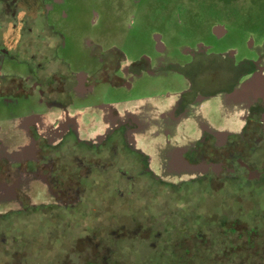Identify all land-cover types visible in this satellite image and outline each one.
<instances>
[{
  "label": "rangeland",
  "instance_id": "1",
  "mask_svg": "<svg viewBox=\"0 0 264 264\" xmlns=\"http://www.w3.org/2000/svg\"><path fill=\"white\" fill-rule=\"evenodd\" d=\"M45 3L46 24L60 40L56 57L90 77L104 66L103 61L118 59L114 50L129 60L159 57L155 35L161 37L174 60L191 64L194 71L201 61L193 64L183 49L196 48L199 43L210 46L211 53L236 49L242 56L254 55L255 50H248V37L253 36V44L264 54V0ZM34 11L23 4L17 10L18 18ZM219 27L229 33L221 41L212 32ZM9 60L5 71L26 74L24 66ZM182 71L191 78L196 75L210 91L218 87L212 83L218 76L213 69L202 68L198 76L199 69L191 73L184 67ZM260 118L257 112L253 114V148L248 146L243 157L247 163L253 162V182L206 187L191 183L193 180L164 181L163 186L142 180L134 187V195L122 197V192L133 187L112 174H98L78 185L67 175L80 172L74 167L58 180L56 189L62 193L57 197L58 207L15 214L0 222V264H264V180L259 179L264 170V128ZM211 120L216 122L217 117ZM101 169L95 172H103ZM2 170L1 180L15 173L7 167ZM115 188L119 192H113ZM55 201L51 197L46 202ZM79 203L74 210L60 208ZM237 220L241 223H227Z\"/></svg>",
  "mask_w": 264,
  "mask_h": 264
},
{
  "label": "flooded vegetation",
  "instance_id": "2",
  "mask_svg": "<svg viewBox=\"0 0 264 264\" xmlns=\"http://www.w3.org/2000/svg\"><path fill=\"white\" fill-rule=\"evenodd\" d=\"M45 2L46 0H0V98L26 96L32 91L27 83L28 80L6 76L3 73L5 70L1 63L10 61L9 59L18 63L29 64L31 66V76L34 75L37 78L38 86L49 103L65 108L66 105L59 102V99L66 96L70 79H74L76 88L83 89V91L89 89L91 84L99 81L109 82L115 86L129 87L131 81L136 77L147 74L155 75L168 70V67L163 65L166 56L162 55L168 54L169 57L174 58L168 53L161 37L155 35V49L160 52L159 57L152 59L140 56L139 60L129 62L125 54L119 50H114L113 52L118 55V59L109 62L115 68L109 62L103 61L104 66L98 67V73L90 81H87L85 79L86 75L83 74L75 77L71 75L70 67L56 57L55 49L60 40L56 32L46 24L48 7ZM22 3L26 5L27 9L35 11L24 13L20 20L17 10L23 5ZM212 32L218 41L229 35L224 27L222 29L219 27L217 30L212 29ZM55 38H57V41H55ZM248 39H250L248 50L250 52L255 50L254 55L242 56L236 49L220 54L217 52L211 53L214 52L211 47L202 43L197 44L196 48H184L183 53L186 57L190 55L193 61H201L200 65H195V71L189 63L186 66L184 63L185 69L191 73L199 69L197 76L202 68L215 70L218 76L213 78L212 83H217L218 87L210 91L208 85L205 83L200 84L196 75L191 78L178 69L179 73L189 81V89L181 95L174 113L169 118L175 120L182 116L187 112L188 107L198 101V98L213 99L216 94L234 93L240 95L248 91V98H250L251 103L247 109L248 115L242 135H231L224 139H217L210 134L205 135L195 147L180 156V165H176L178 169L168 171L169 173L167 172L169 170L167 164L151 163L152 158L136 148L134 142L130 139V134L139 129L134 121L129 118L118 119L111 132L99 143L82 140L73 129L70 132L74 135L76 143L73 149L62 150L64 143H60L57 147H51L47 141H42L37 137L35 138L38 149L37 161L13 167L5 163L1 164L0 172L3 171L2 168L7 167L9 171L14 170L15 173L12 177L9 175V177H5L3 180L0 179V181L15 184L22 173L42 175L48 180L51 188L50 196L56 201L35 206L29 198L18 194L22 209L18 214L58 207L57 197H60L62 193H59L56 188L60 184L59 181L67 175H69V179H76L78 185H81L82 181L92 179L93 176L95 177L98 174L99 176L112 174V178L122 180L124 185L126 183L128 187H133L130 191L122 192V197L134 195L135 188L141 184L142 180H148L161 186L166 184L164 178H168L167 181L176 182L178 180H193L191 183H203L206 187H210L215 183L224 186L227 183H239L240 181L253 182V177H251L253 162L247 163V160H244L243 157L248 146L253 148V137L250 136V130L253 128V114L256 112L261 117L259 125L262 126V129L264 128V54L259 53L258 48L253 44V36H249ZM51 40L54 44L51 43ZM153 61H157L155 66L152 64ZM195 61L193 64H195ZM194 79H197L198 83ZM237 87H241L239 91L236 90ZM112 115H114V112H112ZM256 122L258 121L256 120ZM249 157H253V152ZM154 165L157 170L164 166L166 171L158 170L155 172L152 169ZM74 167H77L80 172L64 174L67 170L75 169ZM99 167L102 168L103 172L96 173L95 171ZM171 167L173 168V166ZM185 169L189 173L184 171ZM81 171L85 173H81ZM108 171L109 173H105ZM192 173H194V176ZM260 174L259 179L264 180V170H261ZM183 176L185 178H182ZM175 188L177 189V187ZM221 188L223 190L224 187ZM115 189L112 191L117 192L119 190L115 191ZM115 195H118V193H114ZM77 206H81V204L69 207L60 206V208L74 210ZM8 218L9 216L1 217L0 222ZM227 223L241 222L237 220L228 221Z\"/></svg>",
  "mask_w": 264,
  "mask_h": 264
},
{
  "label": "crops",
  "instance_id": "3",
  "mask_svg": "<svg viewBox=\"0 0 264 264\" xmlns=\"http://www.w3.org/2000/svg\"><path fill=\"white\" fill-rule=\"evenodd\" d=\"M139 59L135 57L129 62ZM164 61L163 65L168 67L164 73L141 75L133 79L129 87L99 81L90 83L91 87L83 91L76 88L74 79H70L66 96L59 99L65 108L49 103L37 78L31 76L29 64L15 65L24 66L25 75L18 74L16 69L13 72L2 70L6 76L28 80L32 91L26 96L0 98V105L4 106H0V165L5 163L13 167L37 161V137L51 147L64 143L62 150L73 149L76 143L70 132L75 129L82 140L99 143L118 119L134 121L139 130L132 132L130 139L137 149L152 158L151 163L167 164V172L178 169L180 156L195 147L205 135L224 139L243 134L251 103L248 91L240 95L216 94L213 99L198 98L182 116L170 120L181 95L189 89V81L179 73L184 64L169 56ZM156 62H152L153 66ZM6 63H1L4 69ZM70 70L75 77L83 73ZM83 75L87 81L92 79ZM214 117H217L216 122L211 120ZM152 169L166 171L164 166L157 170L154 165ZM18 194L29 198L35 206L46 205L51 198V188L44 176L30 173H22L15 184L0 181V218H10L22 211Z\"/></svg>",
  "mask_w": 264,
  "mask_h": 264
}]
</instances>
